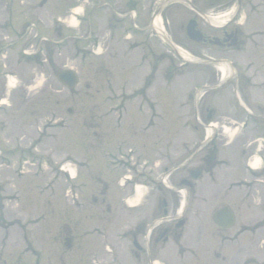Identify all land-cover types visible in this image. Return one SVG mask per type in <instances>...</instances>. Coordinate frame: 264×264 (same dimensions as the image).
Returning a JSON list of instances; mask_svg holds the SVG:
<instances>
[{
    "label": "rangeland",
    "instance_id": "obj_1",
    "mask_svg": "<svg viewBox=\"0 0 264 264\" xmlns=\"http://www.w3.org/2000/svg\"><path fill=\"white\" fill-rule=\"evenodd\" d=\"M40 1L26 0L22 6L14 0L12 6L9 4L13 10L10 18L16 28H24L25 19L42 22L39 25L44 29L41 27L40 32L47 34L52 41H44L38 54L35 53L37 38L30 40L29 37L24 41L29 50L27 54H31L30 60L24 56L25 62L21 61L18 69L9 64L7 69L16 71L17 78L9 85L11 87L2 85L0 88V100L8 104L5 110H0V264H36V259L38 264H58L55 253L58 247L62 249V241L59 240L65 235H72L79 241L77 250L74 249L83 253L88 238L86 233L92 226L91 214L103 211L106 219H100L95 224L100 226V230L105 227L112 232L121 229L124 219L130 221L137 217L139 209H124L119 205L122 192L118 189L117 177L120 172L116 175L109 172L99 152L111 153L113 163L125 159L138 164L139 157L125 158L127 147L116 150L118 143L125 139L139 150L142 157L139 163L145 159L151 162L153 175L162 172L165 166L171 168L168 173L170 182L175 186L170 188L172 191L183 190L174 182L178 183L180 178L188 179L189 169L199 167L210 172L211 166L215 167L213 163L218 161L215 152L211 153L212 148L215 146L217 150L231 141L228 147L221 150L229 167H221L217 181L202 175L197 182V190L190 195L195 200L192 208L198 210L197 201L204 197L208 199L207 222L203 226L205 243L210 251L215 248L224 255L222 263L215 258L212 259L213 264H239L249 257L251 260L254 258L255 264H264V227L259 232L244 234L246 236L240 238L237 245L232 240L236 230L243 225H251L249 218L255 222L264 218V188L254 186L247 195L242 187L240 190L231 188L235 182L229 183L242 176L239 166L249 160L257 144L253 137L264 140L263 134L255 129H249L248 134H241L238 130L239 121L244 116L240 107L238 111L233 107L237 102L232 94V85L237 77L232 76L223 86L214 88L219 80L218 66L187 63L185 67L176 69L178 61L156 39L150 41L149 48L162 51V54L156 57L158 60L155 58L154 63L149 57L138 61L137 56L146 55V50L125 53L124 45L106 37L100 40V53L93 56L90 55L89 42L86 39L79 41L82 42L80 47H83L77 52L80 59L79 56L72 59L73 50L69 44L65 43L62 48H57L55 44L58 26L53 18L61 14L66 18L65 9L73 4V0H46L44 5L39 6ZM76 3L81 6L80 10H85V14L90 10L94 16H102L96 20L100 28L95 31L99 36L104 35L107 29L104 12L93 9L90 0ZM244 7L236 18L239 23H234L242 29L244 44L226 55L204 47L207 53L230 57L231 65L237 66L240 71L238 81L242 87L236 93L239 102L256 116H261L259 119L264 122V13L249 12L248 7ZM2 8L0 6V10ZM234 9L231 7L224 11L221 17L223 23L231 19ZM185 12L189 13L182 5H177V11L171 17L174 29L178 30L179 15H185ZM79 29L82 35L86 34L85 22H81ZM181 40L182 47L195 49L188 45L184 37ZM16 46L19 50L20 44ZM16 53L10 50L11 56ZM163 55L169 56V61ZM65 66L78 74V84L71 89L62 86L56 78V73ZM153 71L154 76L151 75ZM147 75V80L154 77L155 84L146 89V96L141 95L145 100L141 104L140 96L127 94L140 87ZM203 84L209 87L205 93L197 88ZM121 91L124 93L121 94ZM240 98L247 102H242ZM210 110L211 121L217 125L209 132L212 140L201 143L206 135V118ZM184 122H191L189 130L184 127ZM240 135L247 136L248 141L239 142ZM35 139L38 143L32 149L31 143ZM235 139L237 141L232 144ZM261 141L260 145H264ZM211 154L213 159H207ZM69 169L77 174L73 182L75 186L84 183L80 192H71L63 178L62 172ZM120 169L129 171L124 166ZM149 169L147 166L145 170ZM56 170H62L60 179L53 180L50 176ZM257 177L264 179V174ZM169 180L166 178L165 184H169ZM147 192L150 198L158 195L155 191ZM173 193L176 202L181 195L177 190ZM73 197L80 198V207L74 206ZM101 202L105 207L110 206L109 213ZM223 205L230 207L236 217L233 227L224 230L211 220L213 211ZM93 230L90 234L92 238L96 236ZM188 235L191 239L195 238L192 231ZM174 246H171V253L175 251L177 259L179 246ZM70 256L65 257L69 264ZM185 258L179 259V263L181 261L182 264Z\"/></svg>",
    "mask_w": 264,
    "mask_h": 264
},
{
    "label": "flooded vegetation",
    "instance_id": "obj_2",
    "mask_svg": "<svg viewBox=\"0 0 264 264\" xmlns=\"http://www.w3.org/2000/svg\"><path fill=\"white\" fill-rule=\"evenodd\" d=\"M91 1L93 3V9L104 12L108 36L110 38H120L121 42L124 44V48L126 47V49L123 50L125 53L134 52V50H146V55L137 56L138 61H141L142 57L150 56L152 62L157 56L162 54L161 51L157 49H153L152 47L149 48L151 44L150 37L156 35L153 26L154 20L158 15L156 10L159 0ZM187 1L188 2L175 0L171 2L169 6L167 5L159 10V14L163 29L166 32L167 42L170 44V50H172V45L183 48L184 46L182 47L183 41L181 38L184 37L188 45L195 49H186V47L183 49L191 56L197 57L200 62L223 59L232 62L230 57L225 55L228 54L230 50L236 49V47L239 48L238 46L241 45L240 42L243 39L242 30L234 24L238 22L235 20V15L233 19L229 20L224 26L213 25L210 22L212 17L216 18L220 16L231 7H236L237 9L238 5H240V8L247 6L248 9L254 13H258L259 11L261 14L264 13V0ZM177 5H182L189 11V13L185 12V15L188 16H185L184 13L182 16L179 15L178 30L171 26V17L173 18V12L177 11ZM98 15L94 16L95 20L90 21L91 28H97L98 25L96 20L101 16ZM190 20L194 21V30L198 31L202 36V41L200 43L191 41L187 36L186 24ZM93 23L94 25H92ZM57 33L58 41L62 45L70 42L71 45L77 46V32H75V30H70L64 25H59ZM233 42L237 43V45L231 47ZM204 46H208L210 50H214V52L221 51L225 55L207 53ZM172 52L175 53L173 50ZM163 56L166 57V59L168 58L167 60L169 61V56ZM184 65H186V63H177L176 66L183 67ZM234 71L237 77V85L240 86V82L238 81V73L240 71L237 66H234ZM122 93H124V91ZM144 93L141 86H138L127 95L131 94V96L135 95V97L140 96L139 99L142 104ZM141 95L143 96L141 97ZM137 99L138 98H136V100ZM136 157H139V161L142 159L138 149H136L135 158ZM139 161L138 164L134 162L128 164L135 166H132L134 171L143 172L144 170L142 169L147 168H144ZM137 165H140V167H137ZM168 169L170 168H166L165 166L163 172L166 173ZM147 175L150 176L149 173H147ZM151 180H154V177H152ZM174 184L176 186L180 185V183L177 182H174ZM124 185V188H119V191L122 192L119 198V205L124 209H139L137 217L131 218L130 221L124 219V225L121 229L112 232L105 227L102 228L104 230H100V226L95 224L100 222V219L103 221L106 219L103 211L97 214H91L89 216L92 225L91 230H93V228L95 229L93 231L96 236L93 238L90 236L91 230L86 233L88 238L85 240L83 253L75 251V249L77 250L79 241H76L72 235H65L62 237L59 240L62 241V249L59 250L58 247L55 253V259L58 264H69L65 261L66 255H72L68 257L71 259L70 264H181V261L179 263V259L185 257L182 264H213L212 259L215 260V258H218V262L222 263L224 255L221 254L220 250L213 248V250L210 251L205 243L204 236L206 231L203 229V226H205L207 222L205 210L201 212L203 217L200 220L196 219L193 221L190 219L187 222L185 214H181L178 209L180 200L177 199L176 202L174 201L175 195L173 192H176V190L172 191V189L167 186L160 187L159 185L152 190L158 193L156 198H150L149 194H147L141 201L139 200L140 202L129 205L128 201L132 199L133 195L131 191V187L133 186L132 176ZM105 191H107V189ZM93 201L95 202L96 199H93ZM188 203L189 201L186 203V212L188 210ZM101 205L107 210L106 213L110 212L111 209L109 205L105 207L102 202ZM191 231L195 235L194 239L189 238L188 234H190ZM177 244L179 246V252L176 259V252L174 251V254L171 253V246ZM184 253H186V255H184Z\"/></svg>",
    "mask_w": 264,
    "mask_h": 264
},
{
    "label": "water",
    "instance_id": "obj_3",
    "mask_svg": "<svg viewBox=\"0 0 264 264\" xmlns=\"http://www.w3.org/2000/svg\"><path fill=\"white\" fill-rule=\"evenodd\" d=\"M187 32L188 35L194 40L196 37H198L199 34L197 31H193V26H188ZM199 39L200 37L197 38V40ZM57 76L59 80L67 83L68 87L74 86V84L77 81L76 75L71 70L60 71ZM199 173H200L199 170L190 171V175L192 178H196L199 175ZM213 220L219 226L227 228L233 224L234 216L228 207H222L219 210L215 211V213L213 214Z\"/></svg>",
    "mask_w": 264,
    "mask_h": 264
},
{
    "label": "bare ground",
    "instance_id": "obj_4",
    "mask_svg": "<svg viewBox=\"0 0 264 264\" xmlns=\"http://www.w3.org/2000/svg\"><path fill=\"white\" fill-rule=\"evenodd\" d=\"M79 11H80L79 8H75L73 12L76 14V13H79ZM223 20H224V19L222 18V20H221L220 22H218V24L222 23ZM64 22H66V24H67V25H70V26H76V25H77V21H76L75 18L72 17V16H71L68 20L66 19V21H64ZM219 71H220L221 73H223V74L226 73V72H225V67H224L223 65H220V66H219ZM257 164H258V160H257V158L252 159V160L250 161V166H251L252 168L256 167ZM70 171L72 172V169H70ZM139 196H140V193H138V196H136L134 199L130 200L129 205L134 204L135 201H137V199L139 198Z\"/></svg>",
    "mask_w": 264,
    "mask_h": 264
}]
</instances>
